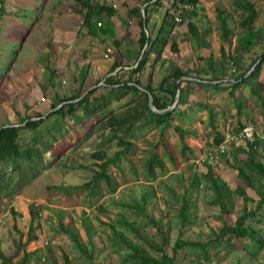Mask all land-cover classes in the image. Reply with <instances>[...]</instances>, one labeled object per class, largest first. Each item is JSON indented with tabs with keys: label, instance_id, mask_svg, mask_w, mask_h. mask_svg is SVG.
Listing matches in <instances>:
<instances>
[{
	"label": "trees",
	"instance_id": "obj_1",
	"mask_svg": "<svg viewBox=\"0 0 264 264\" xmlns=\"http://www.w3.org/2000/svg\"><path fill=\"white\" fill-rule=\"evenodd\" d=\"M163 1L142 0L141 6L146 4L143 15L138 6L128 12V15H135L138 18L140 28L137 40L138 56L131 69L122 68L118 74L105 79L107 95L94 96L98 91L94 89L82 98L86 89L81 87L72 96L55 97L51 109L64 102L70 103L49 113L45 118L41 113H36L22 120L20 126L1 129L0 166L7 165L9 169L18 171L24 161L31 166H42L44 154L51 155L53 161L60 159L66 151H62L65 150L64 147L60 150L54 143H59L60 138L70 134L67 125L71 122L75 129L76 122L84 124L97 116L99 118L98 124H93L92 128L96 125L98 127L101 149L91 156L94 165L83 167L93 172L91 180L82 185L57 186L64 197L61 206L36 207L38 205L34 204L29 206L30 226L27 239L23 243L20 242L22 249L29 242L38 239L35 230L40 226L42 211L48 208L57 217V232L68 236L71 241L72 255L64 253L63 264H217L238 252H246L248 255L243 241L251 244L253 253L249 254L252 260L257 261L256 257L264 252V137L258 132L254 144L232 147L226 152V162L236 171L238 180V185L234 189L223 180L218 168L205 166L201 172H197L193 164L179 168L180 164L174 152L169 149L170 146L162 143L157 147L168 151L174 170L168 171L164 158L150 155L144 163L146 179L144 184L136 181L122 192V199L116 198L119 188L127 185V182L120 184L113 176L111 168L119 173L122 179L124 178L123 163L128 164L135 153L136 147L132 140L136 135L144 129L150 131L154 128L173 127V113L176 108L167 114L155 113L148 107V94L152 95L158 110H165L174 102L176 82L182 77H194L209 83L181 81L179 104L184 94L194 88L210 92L212 95L227 91V97L237 106L239 116L244 115L248 119L250 117L248 112L243 111L244 103L236 98V91L244 86L264 104L261 91L264 57L251 75L245 78L264 54V23L256 26L259 18L256 4L251 0H232V11L217 7L222 41L231 43L232 36L236 35L233 51L227 53L222 46L221 58L217 65L214 56L209 55L201 59L205 61L204 68L183 71L172 61L166 66V60L162 59L163 53L168 45L173 54L179 52L176 43L171 41L173 30L179 24L175 18H179L180 23L187 21L191 38L189 42L193 48H197L193 46L194 42L206 45V41L199 36L195 21L204 8L201 6V0H169L170 8L164 12L160 24H155L157 29L153 27L148 30L150 11H160ZM76 4L80 6L76 10L84 12L86 26L90 25L96 16L105 14L110 17L115 13L114 7L109 4L99 5L97 0H76ZM5 5V0H0V14ZM234 14H237V20L232 24ZM145 44H147L145 51L138 61ZM115 46L118 48L119 42H116ZM151 55L155 58L151 59ZM114 56L111 72L124 66L118 51ZM159 62L161 73L163 74V70L166 72L155 85L153 72L150 71ZM226 63L234 66L230 75ZM85 75L82 77L85 78ZM139 88H143L145 92ZM78 99L80 100L77 102H71ZM114 104L118 106L124 104V110L107 111V108ZM194 105L207 112L208 122L215 131L216 114L220 112L217 113L207 100H199ZM41 127L44 129L42 131L44 135L41 137L44 138L37 135ZM57 128H60L62 136H50L51 129ZM95 128L91 131H96ZM173 128L178 136L184 134L181 128L177 126ZM224 139V135L216 133L209 148L217 147ZM112 143L116 151L110 155ZM187 150L188 148L183 146L182 154ZM156 168L160 169L161 176ZM3 170L0 169V184L6 175ZM132 171L135 174V169L132 168ZM160 177L168 179L156 187L154 183L160 181L162 179ZM201 189L210 192L207 200L202 201L205 205L203 208L206 211L215 209L217 212L212 217L221 223L217 229H209V240L206 243L184 238L185 232L194 227L195 211L198 209L199 200H202ZM158 190L164 193L161 199L157 198ZM248 190L254 192L258 199L248 196ZM81 194H86V197L80 203L78 199ZM236 198H240L243 204L234 223L229 221L227 224L223 217L233 213ZM95 203H98L97 208L94 207ZM69 205L73 208L83 206L89 211L85 208L82 214L77 215L74 210L67 209ZM158 208L164 217L157 213ZM209 216L204 218L207 219ZM176 230L177 235L173 236ZM19 254L20 249L10 257L0 253L1 264H29L33 259L38 264H42V260L60 264L51 246L45 257L41 250L23 251L21 259L13 263V258Z\"/></svg>",
	"mask_w": 264,
	"mask_h": 264
},
{
	"label": "rangeland",
	"instance_id": "obj_2",
	"mask_svg": "<svg viewBox=\"0 0 264 264\" xmlns=\"http://www.w3.org/2000/svg\"><path fill=\"white\" fill-rule=\"evenodd\" d=\"M231 1L201 0V6L204 8V11L200 13V16L195 21L198 26L199 36L206 41V45L194 42L193 46H197L196 49L189 42L190 33L187 29V21L184 20L181 23L178 21L179 24L173 30L171 41L176 43L179 52L178 54H173L169 49V45L166 48L174 65L183 71L197 70L206 66L205 61L201 59L209 55L214 56L217 65L218 60L221 58L220 48L222 46L225 47L227 53L233 51L236 44V35L232 36L231 43L223 42L221 39V28L217 20V7L232 11L233 6ZM251 1L258 8L259 18L257 19L256 26H260L264 23V0ZM57 2L58 0H5V8H3L0 14V127L6 125L20 126L22 120L26 117H32L36 113L44 115L49 112L55 97H69L75 94L72 90L77 86L79 81L75 80L77 77L71 76V73H66L69 77L67 79V77L57 75V73L51 74V68L50 70H46L45 65H43V70L41 71L43 77H40V74L37 78L32 79L33 76L30 74L33 71L32 63L36 60L40 65L45 64L46 61L43 55L48 56L45 48L48 44L44 39L46 34L43 30L41 31L37 28L35 31L33 25L35 19H38V21L41 19L42 21L40 22L45 23L49 16L61 11L62 8L71 6L72 4L76 9L80 8L76 4V0H65V4H55ZM131 2L132 0H105L106 4H109L115 9L114 16L116 18L113 22L116 24V27H120L121 33L127 29V23L125 21H127L128 16L125 14L124 7L127 3L131 4ZM169 8L170 1L164 0L163 7L160 11H150L151 17L150 23L147 25L148 30H151L153 27L157 29L155 24H160L164 12ZM99 20L101 21V18ZM236 20L237 14H234L231 19L232 24L236 23ZM100 24L102 23L100 22ZM136 30H139L138 25L136 26ZM33 34H35V39L31 40ZM32 44H35V49ZM108 49L110 50V53H108L109 58L112 54V49ZM154 58L155 56L151 55V59ZM50 61L51 58L47 57V62L49 63ZM150 63L148 62V64ZM75 65H70V68L76 67ZM160 65L161 62L150 71L153 72L155 84L162 79L166 72L163 70V74L161 73ZM226 65L228 74L230 75L234 66L229 63H226ZM74 75L76 76V74ZM107 77L108 75L97 78L92 76L89 84L97 86L95 89L98 90L94 96L108 94V88L105 85V79ZM51 81L54 82L53 86L57 88V93L53 92V86L51 88L53 83ZM261 91L264 96V69L262 73ZM54 94L58 96L54 97ZM227 96V91L212 95L210 92L194 88L184 94L181 103H178L173 113V127L177 126L181 128L184 134L178 136L173 127L154 128L150 129V131L144 129V131L138 133L136 138L132 140L136 147L135 153L130 158L131 161L128 164L123 163L124 178L122 179L119 173L111 168L113 176L120 184H123L125 181L127 182V185H122L119 188L116 198L122 199V192L133 185L134 182L138 181L140 184H144L146 181L144 163L146 161L145 159L150 155L154 154L158 158H164L168 171L174 170L169 160L168 151L162 147H157L158 145L161 146L162 143H167L170 146L169 149L174 152L180 164L179 168L193 164L194 169L197 172H201V170H204V167L197 165L195 162L206 152L207 148L211 147L216 133L224 135V138L228 140L230 137L240 134L241 129L244 128L240 127L241 125L245 126L250 122L254 124L256 132L264 137V104H262L261 99L253 96L250 89L246 86L236 91V98L241 103H244L243 111L248 112L250 116L247 119L244 115L239 116L237 106ZM42 98L44 99L43 101ZM199 100H207L217 113L220 112L216 114L215 131L208 122L207 112L195 107L194 104ZM108 110H114L116 112L122 111L124 110V104L121 106L114 104L108 107ZM181 112L184 115H181ZM79 113L80 115L82 114L81 111ZM98 122V116L92 119L91 122L87 121L84 124H78L76 122L75 129L70 122L67 125L70 134H66L63 138H60L61 141L59 143H54L58 145L59 149L64 147L65 150L62 151H66L58 160L53 161L51 155L44 154L42 157V166H31L27 161L23 162L22 167L18 171L9 169L7 165L0 166V169H4L3 171L6 172L0 184V253L5 257H10L20 249V254L13 258V263L21 259L23 251L33 252L35 250H41L45 257L50 246L53 248L54 254L57 256L60 264H63L64 253L72 255L70 252L71 241L69 237L57 232V217L48 208L42 211V216H40L41 219L39 220L40 226L35 230L38 239L29 242L23 249L20 246V242L23 243L27 239V232L30 226L28 209L31 204L38 205L36 207L61 206L64 197L58 191L57 186L66 185L68 187L82 185L91 180L93 172L83 167L93 166L94 162L91 160V156L101 149L100 132L98 131V127H96L97 125L95 126L96 128L94 127L96 131H91V129H94L92 128L93 124H98ZM42 131H44L43 127L39 129L37 134L39 137L44 135ZM49 135L52 137L55 135L62 136V133L60 132V128H57L51 129ZM197 137L200 138V142L196 141ZM191 140H195L194 142L199 146L193 145ZM26 142L27 140L24 143ZM24 143L22 141V144ZM113 146H115L114 143L111 144L110 155L116 151V148H113ZM183 146L188 148L184 154H182ZM39 147L41 149L42 145ZM232 147L235 146L228 144L227 152ZM228 164L225 159L223 168L219 167V171L221 172L223 180L231 189H234L238 185L236 171ZM131 166L135 169V174ZM95 168L98 169L96 166ZM156 171L161 176L160 169L156 168ZM167 177H160L162 179L154 183V185L159 187L160 182L167 181ZM201 190L202 200H199L198 209L195 211L196 220L194 227L185 232L184 238L194 242L206 243L209 240V229H217L221 226V223L212 217L217 212L215 209L211 208L210 211H206L203 208L205 205L202 201L207 200L210 192ZM248 192V196L258 199L254 192L249 190ZM163 196L164 193L158 190L157 198L161 199ZM85 197L86 194H81L78 199L79 202L81 203ZM241 204H243L241 199L236 198L235 203H233V213L223 217L227 224H229V221L232 224L234 223ZM68 207V210H74L77 215L82 214L86 208L83 206L73 208L71 205ZM94 207L97 208L98 203H95ZM87 210L89 211V209ZM116 211V208H114V212ZM157 213L164 217L160 208H158ZM208 215L210 216L207 219L204 218V216ZM111 216L113 215L111 214ZM102 218L107 220L105 217ZM177 232L178 230L174 231L173 236H176ZM243 244L245 251L247 248V251L252 254L251 244L248 241H243ZM249 253L247 255L246 252H238L229 258L220 260L217 264H264V252H261L256 257L258 258L257 261L252 260ZM210 257L212 258V252H210ZM193 261L196 263L195 259ZM1 263L2 261L0 260ZM29 264L38 263L33 259ZM42 264L52 263L42 260Z\"/></svg>",
	"mask_w": 264,
	"mask_h": 264
},
{
	"label": "crops",
	"instance_id": "obj_3",
	"mask_svg": "<svg viewBox=\"0 0 264 264\" xmlns=\"http://www.w3.org/2000/svg\"><path fill=\"white\" fill-rule=\"evenodd\" d=\"M141 1L132 0L131 4L127 3L125 5V14L128 16V19L125 21L127 23V29L123 33L120 32V27H116V24L113 22L116 18L114 15L110 17L104 14L96 16L91 24L86 26L84 24V12L76 10L73 4V6L62 8L61 11L49 16L45 23L40 22L42 21L41 19L39 21L35 19L33 22L35 31L37 28L38 30H43L46 34L44 39L48 44L45 46L48 56L43 55L46 61L45 64L40 65L36 60L32 63L33 71L30 73L33 76L32 79L37 78L40 74V77H43L41 71L43 70L42 66L45 65L46 70H50L51 68V74L57 73V75L69 79L66 73H71V76L77 77L76 79L79 83L73 88V93H76L81 87L88 91L92 87L89 84L92 76L97 78L113 73L111 69L115 60L114 53L117 51L122 56L124 66L121 68H126V70L131 69L135 65L138 56L137 40L140 28L136 30V26L138 25L137 16H130L128 12L137 6L140 7L141 13L144 12L146 4L141 6ZM97 2L99 5L106 4L105 0H97ZM58 3L65 4V0H58L55 4ZM100 18L101 21L99 20ZM32 39H35V34L31 36ZM116 42H119L118 48L115 46ZM32 45L35 49V44ZM108 48L112 49V54L107 60H103L105 59L103 56ZM47 57L51 58L49 63L47 62ZM162 58L166 60V66L172 61L167 49L164 51ZM74 64H76V67L70 68V65L74 66ZM76 70L77 72H75ZM83 74H86L85 78L82 77ZM52 83L51 88L54 85V82ZM53 92L57 93V88H54V86ZM55 96L58 95L54 94ZM194 141L191 140L192 144L197 145ZM196 141L200 142V138L197 137Z\"/></svg>",
	"mask_w": 264,
	"mask_h": 264
},
{
	"label": "built area",
	"instance_id": "obj_4",
	"mask_svg": "<svg viewBox=\"0 0 264 264\" xmlns=\"http://www.w3.org/2000/svg\"><path fill=\"white\" fill-rule=\"evenodd\" d=\"M179 21V18H175ZM108 53L110 50L107 49L104 54V58H108ZM44 99L42 98V101ZM256 128L254 124L250 122L247 123L243 129H241L240 134L234 137L227 138L219 144L217 147L207 148L206 152L201 155L198 160L195 162L197 165L205 167L210 166L213 168H223L225 162V155L227 152L228 144H233L235 147L247 146L249 144H254L256 140ZM220 167V168H219Z\"/></svg>",
	"mask_w": 264,
	"mask_h": 264
},
{
	"label": "water",
	"instance_id": "obj_5",
	"mask_svg": "<svg viewBox=\"0 0 264 264\" xmlns=\"http://www.w3.org/2000/svg\"><path fill=\"white\" fill-rule=\"evenodd\" d=\"M142 14H144V12H142ZM147 44H145L144 48L142 49L141 51V54H140V57L138 59V61L140 60L143 52L145 51V48H146ZM264 57V54L260 56L258 62L256 63V65L252 68V70L245 76V78H247L249 75H251V73L255 70V68L257 67L258 64H260L261 60L263 59ZM122 68H117L113 73L109 74L108 76H112L114 75L115 73H117L118 71H120ZM126 70V68H123ZM185 80H188V81H192V82H204V83H209L208 81H204V80H200V79H196V78H192V77H182L180 78L177 82H176V95H175V98H174V102L172 104V106L168 107L167 109L165 110H158L155 105H154V102H153V97L151 94H148V107H150V109L155 112V113H158V114H167V113H171L175 108L176 106L178 105L179 103V99H180V94H181V91H180V82L181 81H185ZM233 82H236V80H231ZM211 83H216V82H211ZM97 86H92L88 91H86L82 98H84L90 91L94 90ZM142 92H145V90L143 88H139ZM80 99L78 100H75V101H71V102H77L79 101ZM67 103H70V102H64V103H61L59 106L51 109L45 116H43V118H45L49 113H52L54 111H57L59 108H61L62 106H64L65 104ZM40 118H37V120H39ZM9 127H15V125H6V126H3L0 128V131L1 129H4V128H9Z\"/></svg>",
	"mask_w": 264,
	"mask_h": 264
}]
</instances>
